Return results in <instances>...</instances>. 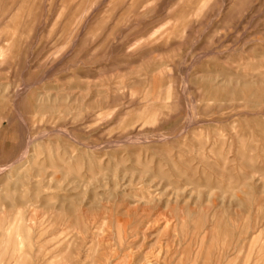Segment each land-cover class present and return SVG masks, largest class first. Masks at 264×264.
Segmentation results:
<instances>
[{"label":"rangeland","instance_id":"obj_1","mask_svg":"<svg viewBox=\"0 0 264 264\" xmlns=\"http://www.w3.org/2000/svg\"><path fill=\"white\" fill-rule=\"evenodd\" d=\"M0 264H264V0H0Z\"/></svg>","mask_w":264,"mask_h":264},{"label":"bare ground","instance_id":"obj_2","mask_svg":"<svg viewBox=\"0 0 264 264\" xmlns=\"http://www.w3.org/2000/svg\"><path fill=\"white\" fill-rule=\"evenodd\" d=\"M3 54H5V55H6V53H3ZM5 55H4V57H5Z\"/></svg>","mask_w":264,"mask_h":264}]
</instances>
